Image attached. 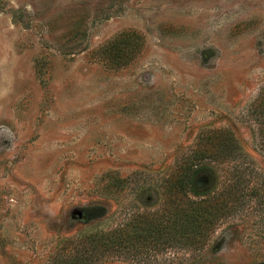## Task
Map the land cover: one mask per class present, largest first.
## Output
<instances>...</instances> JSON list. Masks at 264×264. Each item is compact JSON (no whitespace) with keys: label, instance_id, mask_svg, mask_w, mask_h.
Wrapping results in <instances>:
<instances>
[{"label":"rangeland","instance_id":"obj_1","mask_svg":"<svg viewBox=\"0 0 264 264\" xmlns=\"http://www.w3.org/2000/svg\"><path fill=\"white\" fill-rule=\"evenodd\" d=\"M263 101L264 0H0V264H98L80 239L159 212L213 131L237 155L197 190L234 165L263 189ZM146 254L100 264H264L263 196L199 253Z\"/></svg>","mask_w":264,"mask_h":264},{"label":"trees","instance_id":"obj_2","mask_svg":"<svg viewBox=\"0 0 264 264\" xmlns=\"http://www.w3.org/2000/svg\"><path fill=\"white\" fill-rule=\"evenodd\" d=\"M258 110L261 116L264 112ZM259 133L264 143V128L259 129ZM207 136L209 147L203 145L189 151L173 176L163 182L166 199L159 212L137 213L127 220L129 223L100 229L80 239L78 243L90 252L92 261L98 264L111 259L141 262L152 255H147L148 252L157 255L174 248L199 253L218 227L227 218L237 215V205L245 204V198L261 199L263 196L264 199V187L239 186L238 180L243 183L246 172L238 170L237 165L227 171L232 177L217 193L210 194L208 188L197 190L196 180L207 171L205 161L229 162L235 159L238 151L226 131H213ZM144 253L147 256H142Z\"/></svg>","mask_w":264,"mask_h":264}]
</instances>
